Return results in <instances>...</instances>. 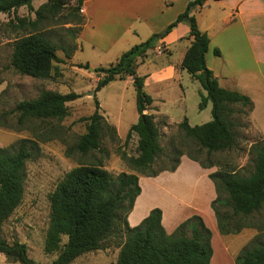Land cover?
Segmentation results:
<instances>
[{"label": "trees", "instance_id": "trees-1", "mask_svg": "<svg viewBox=\"0 0 264 264\" xmlns=\"http://www.w3.org/2000/svg\"><path fill=\"white\" fill-rule=\"evenodd\" d=\"M32 1L0 0L1 13H15L17 8L26 6L35 15L34 18L15 16L16 27L23 33L13 41L9 66L21 75L47 78L55 68L54 63L63 61L57 50L62 49L65 58H70L77 48L75 44L71 48L56 44L43 29L44 21L57 16L68 0H47L36 9H33ZM81 1L77 0L74 10L69 13L72 17L70 21L79 26L83 22L78 14ZM205 1H189L184 11L166 26L165 34L180 22L188 24L187 37L192 39L180 67L201 86L198 91L199 108L211 102V119L191 125L184 117L177 125L183 132L184 141L171 145L168 150L161 145L155 116L145 112L153 98L144 89L145 75H139L136 67L137 59H143L165 34L153 33L124 51L111 65L94 67V72L103 74L95 91L116 78H132L138 117L129 127L126 138L129 139L132 134L137 136L136 156L121 153L131 172H112L103 166L101 159L93 156L89 162L69 169L58 181L48 195L50 211L43 241L44 252L56 254L50 264H70L85 253L104 248L110 240L118 248L114 264H210L212 233L201 215L188 216L172 232L165 230L159 207H153L134 226L127 221L141 192L139 175L154 177L163 171L173 172L183 155L202 168L218 166L217 170L208 174V178L216 192L210 207L220 234H236L246 227H258L253 217L264 206V139L250 144L249 168H237L227 162L219 164L210 158L214 153L229 152L237 145L236 128L240 125L241 116H248L251 112L253 102L237 90L221 87L206 65L209 37L198 28L192 13ZM79 31L80 28H67L72 39ZM214 53L218 55L219 50L215 48ZM78 66L87 69L89 64L80 63ZM5 94L6 89L0 91V127L28 128L32 137L0 146V253L9 262L44 264L28 256L25 243L18 240L9 242L2 228L22 201L26 163L40 157V142L61 137L60 122L69 114L67 102L75 100L80 94L41 89L35 97L21 99L4 108L2 98ZM99 108L95 99L93 112L80 118L85 122V130L67 148V155L102 151L106 138H117L116 128L105 119ZM183 143L188 149H184ZM234 262L264 264V241L259 233L242 247Z\"/></svg>", "mask_w": 264, "mask_h": 264}, {"label": "rangeland", "instance_id": "rangeland-1", "mask_svg": "<svg viewBox=\"0 0 264 264\" xmlns=\"http://www.w3.org/2000/svg\"><path fill=\"white\" fill-rule=\"evenodd\" d=\"M46 1L33 0V9L38 8ZM76 4L77 0H68V4L62 8L57 16L49 18L43 23L45 25L43 29L60 46L71 48L75 44L78 47V34H76V38L72 39L67 32V28H80L77 23L70 21L72 17L69 13L74 10ZM78 14H81L79 10ZM15 16L34 18L35 15L26 6L17 8L15 13L6 14L0 12V91L6 89V94L2 98L5 104L2 107L9 108L16 101L35 97L41 89H51L62 93L74 91L80 94L75 100L67 102L69 114L60 122L62 129L59 134L61 137L40 142V157L26 163V179L22 201L4 222L2 228L3 235L9 242L18 240L26 244L27 254L30 258L36 262L50 264L56 254H47L43 250V241L50 211L48 195L62 176L72 167L89 162L93 159V156L101 159L103 166L112 172L132 171L125 160L122 159L121 153L125 152L128 156H136L137 136L132 134L129 139L126 138L129 127L136 122L138 117L135 107L134 86L127 76L124 79L116 78L95 91L97 81L102 78L103 74L94 72L93 68L99 65L104 67L111 65L118 57L116 53L129 49L134 44L144 41V39L138 40L129 34L128 36L130 37L125 42V44L129 43L128 48H116L119 46L117 43L118 45L116 44L109 52H101L84 41V45L80 49L76 48L77 50L73 52L70 58H65L64 51L59 48L57 54L63 61L54 63L55 68L51 70L49 77L34 78L16 73L9 66L13 41L23 33L21 29L16 27L17 17ZM91 31L89 28L84 37L93 38L96 35H100L99 30H96L95 34H91ZM167 51L164 45L156 42L154 49L149 50L143 59H137L136 72L139 75H146L167 64V60L179 59L183 51V43L172 44L169 47L170 54ZM86 62L89 63L87 69L78 66V64ZM89 68L92 69L90 70ZM156 81V77H152L144 85L145 91L155 100L145 112L152 113L155 116L161 134L160 143L168 150L171 145H178L184 141L183 132L177 126L184 117L187 118L191 125L201 124L211 119V102L208 101L204 108H199L200 96L198 91L201 86L185 70L173 80L170 79L165 83H156ZM95 99L98 100L99 110L105 119L116 128L117 138L115 140L106 138L102 145L104 148L102 151L87 155L78 153L67 155L65 153L67 148L85 130V122L80 120V118L93 112ZM236 132L237 145L229 152L214 153L210 158L219 164L227 162L237 168L242 166L249 168V146L252 142L263 139L253 125L250 113L248 116H241L240 125L236 128ZM30 137H32V132L28 128L0 127V146H6L20 138ZM183 147L188 149L184 143ZM182 157L186 156L183 155ZM195 164L197 169L189 170L185 175L188 180L182 179L183 181H179L176 180L177 178H173L171 185L182 186L186 183L192 186L195 192H200L201 187L204 185H200L195 179L196 177L204 179L205 175L206 180L210 184H208L209 186L207 184L204 186V194L198 192V195L183 193L177 195V197L182 199L179 201L185 204L182 215L177 219L181 221V219L184 220L193 213L196 214L197 212L194 210V204L196 203L200 208L199 214L205 219L207 226L213 230L211 240L213 255L210 264H235L234 256L232 258L230 256L236 255L255 235L259 233L260 239L264 241V206L253 217L258 227H246L236 234H220L208 201L209 195L212 191L214 192L208 174L217 170L218 166L214 165L206 168L205 172L207 173L203 175L202 171H200V165L197 162ZM147 180H149L147 177L139 175V185L140 187L141 185L143 186L146 196L142 197L143 203H141V200L136 201L137 198L135 199L132 208V210L134 209V214L140 204L142 205L139 211H144L149 203L154 201L162 203L163 206L166 205L165 208L169 204L166 196L159 194L155 190V186ZM188 196H192V198ZM215 196L216 192L213 199ZM154 207L159 206L156 205ZM132 217L133 213L130 218ZM117 253L118 248L114 241L110 240L104 248L85 253L70 264H114ZM0 264L20 263L6 260L0 262Z\"/></svg>", "mask_w": 264, "mask_h": 264}, {"label": "crops", "instance_id": "crops-1", "mask_svg": "<svg viewBox=\"0 0 264 264\" xmlns=\"http://www.w3.org/2000/svg\"><path fill=\"white\" fill-rule=\"evenodd\" d=\"M189 1L191 0H82L80 8L83 12L80 15L83 22L77 37V49H80L85 41L101 52H109L117 43L119 46L116 48H128L129 43L126 45L125 42L129 39V34L138 40H146L153 33L165 34L166 26L184 11ZM192 13L198 28L209 37L208 50L205 54L207 67L212 70L221 87L234 89L249 96L253 102L250 119L264 139V0H206L201 7L194 8ZM89 28L92 30L91 34L99 30L100 35L93 38L84 37ZM188 32V24L180 22L157 41L164 45L168 54L170 45H176L178 42L183 43V51L179 59L167 60V64L146 74L144 85L152 77H156V83H165L183 73L180 63L192 39L187 37ZM215 48L219 50L218 55L214 53ZM125 50L116 53L117 56L119 57ZM128 78L132 82V78L130 76ZM195 163L187 157H182L175 171L147 177L149 179L147 181L155 186V190L166 196L169 204L165 208L166 205L154 201L150 202L144 211H139L142 205L140 204L135 214L134 209L129 213L127 217L129 225L138 224L154 206L158 205L162 210L161 222L165 230L172 232L183 221L177 218L182 215L185 208V204L179 201L182 199L177 195L180 193L198 195L199 192H195L194 188L186 183L182 186H172V179L177 178L179 181L187 179L186 173L197 169ZM205 169L200 167L203 175L207 173ZM195 180L200 185L210 184L206 180V175L204 179L196 177ZM211 183L214 192L209 195V202L215 195L214 184L212 181ZM204 186L199 193L204 194ZM144 196L146 193L141 185V192L136 201L141 200L143 203ZM194 210L199 214L200 208L196 203ZM132 213L133 217L130 218ZM211 233L213 236V230ZM1 254L0 262L6 261L5 256ZM236 255L230 257L235 258Z\"/></svg>", "mask_w": 264, "mask_h": 264}, {"label": "built area", "instance_id": "built-area-1", "mask_svg": "<svg viewBox=\"0 0 264 264\" xmlns=\"http://www.w3.org/2000/svg\"><path fill=\"white\" fill-rule=\"evenodd\" d=\"M79 11H80V13H82L83 12V9L82 8H79Z\"/></svg>", "mask_w": 264, "mask_h": 264}, {"label": "water", "instance_id": "water-1", "mask_svg": "<svg viewBox=\"0 0 264 264\" xmlns=\"http://www.w3.org/2000/svg\"><path fill=\"white\" fill-rule=\"evenodd\" d=\"M90 70L92 69V68H89Z\"/></svg>", "mask_w": 264, "mask_h": 264}]
</instances>
